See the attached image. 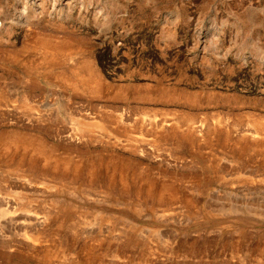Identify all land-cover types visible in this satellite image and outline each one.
Instances as JSON below:
<instances>
[{
    "label": "rangeland",
    "instance_id": "rangeland-1",
    "mask_svg": "<svg viewBox=\"0 0 264 264\" xmlns=\"http://www.w3.org/2000/svg\"><path fill=\"white\" fill-rule=\"evenodd\" d=\"M0 264H264V0H0Z\"/></svg>",
    "mask_w": 264,
    "mask_h": 264
},
{
    "label": "bare ground",
    "instance_id": "bare-ground-1",
    "mask_svg": "<svg viewBox=\"0 0 264 264\" xmlns=\"http://www.w3.org/2000/svg\"><path fill=\"white\" fill-rule=\"evenodd\" d=\"M54 46H55V45H54ZM53 48H57V47H53ZM121 162H122V161H121ZM123 163H124V162H123ZM122 165H123V164H122ZM120 166H121V165H120ZM120 166H119V167H120ZM123 166L125 167V165H123ZM123 166H121V167H123ZM120 179H121V178H120ZM103 181H104V180H103ZM111 184H112V183H111ZM111 184H110V185H111ZM122 191H123V190H122ZM151 195H152V194H151ZM2 213H3V212H2Z\"/></svg>",
    "mask_w": 264,
    "mask_h": 264
}]
</instances>
